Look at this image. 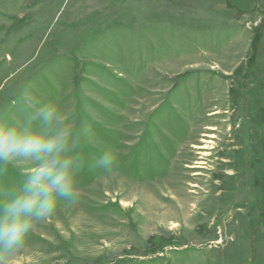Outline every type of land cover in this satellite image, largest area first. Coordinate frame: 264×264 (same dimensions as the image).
<instances>
[{
  "label": "rangeland",
  "instance_id": "374dc122",
  "mask_svg": "<svg viewBox=\"0 0 264 264\" xmlns=\"http://www.w3.org/2000/svg\"><path fill=\"white\" fill-rule=\"evenodd\" d=\"M0 126L73 176L0 264H264V0H0Z\"/></svg>",
  "mask_w": 264,
  "mask_h": 264
},
{
  "label": "clouds",
  "instance_id": "9594fccd",
  "mask_svg": "<svg viewBox=\"0 0 264 264\" xmlns=\"http://www.w3.org/2000/svg\"><path fill=\"white\" fill-rule=\"evenodd\" d=\"M44 123L55 118V108L46 106L37 114ZM68 133L59 131L45 136L26 128L0 126V164L10 163L17 157L41 160L25 174V179L12 198L0 202V252L11 253L22 247L32 228L31 217L47 218L56 205V197H69L73 193L71 161L59 159ZM51 156V159H42ZM112 157L105 154L100 163L110 164Z\"/></svg>",
  "mask_w": 264,
  "mask_h": 264
}]
</instances>
